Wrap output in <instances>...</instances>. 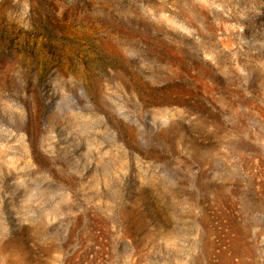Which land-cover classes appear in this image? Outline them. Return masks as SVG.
I'll use <instances>...</instances> for the list:
<instances>
[{
  "label": "rangeland",
  "instance_id": "obj_1",
  "mask_svg": "<svg viewBox=\"0 0 264 264\" xmlns=\"http://www.w3.org/2000/svg\"><path fill=\"white\" fill-rule=\"evenodd\" d=\"M0 264H264V0H0Z\"/></svg>",
  "mask_w": 264,
  "mask_h": 264
}]
</instances>
